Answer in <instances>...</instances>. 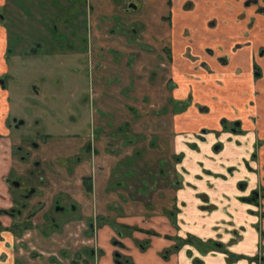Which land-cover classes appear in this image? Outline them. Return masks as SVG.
Segmentation results:
<instances>
[{"label":"flooded vegetation","instance_id":"obj_1","mask_svg":"<svg viewBox=\"0 0 264 264\" xmlns=\"http://www.w3.org/2000/svg\"><path fill=\"white\" fill-rule=\"evenodd\" d=\"M61 0H52V5L48 10L54 11L55 4H61ZM118 4H125V7L120 12L112 18L114 23V28L111 29V35L119 37V39L128 35V33L133 32L132 35L138 34L137 29H131L127 25V18L134 12L140 10V6L136 2L137 0H115ZM189 4L196 5L194 12H185V18L182 21L183 26L193 24L194 28L186 27L188 41L186 43V52L189 51L188 57L193 58H179L175 63L177 65L181 62L182 68V80L181 84L175 83L171 85V96L168 99L169 104L173 105L172 110L168 107H164L161 111V115L169 117L168 119L177 120V122H193V126L188 130H178L174 133V136L170 139L171 144L174 148V153L169 154V158L158 160L157 166L159 167V175L162 181L157 179V176L152 172L145 163L153 164L155 160H143L141 149H135L133 153H129L127 156L112 155L107 157V161L114 163V166H109L106 164L103 168L102 173L95 170L93 166V171H89V176L80 177V188L77 193H73L71 188L59 187V180L63 178L67 183H71L74 176L77 174L76 170L83 166L85 169L89 168L87 160L91 157L93 159L99 154V151L95 149V145L98 142V138L102 139V134L105 132L104 136H107V127L115 131L112 133V138L106 143H116L117 146H133L134 143H145V138L143 135L137 136L132 132L134 128V121L140 116L139 112L134 107H128L126 110L131 114L132 121L117 120L116 116L122 113L123 107H114L110 105L109 101L115 100V94H124L128 96V100L134 101L136 82L129 79L125 83L123 76V64L121 52L118 50L114 51L109 49L108 52L112 54L114 60L110 63L103 60V58H95L90 53L89 43L91 42V35L96 36L99 32L97 27H92L91 16L92 8L94 7L92 0H69V3H73L77 9L80 10L78 15L71 16L70 19H66L64 23V31L60 32L57 26H46L42 24L39 30L54 29L49 35L51 43L55 41L62 40L65 46H61L55 51H51L46 57L49 59H60L66 60L70 59V56L74 61L79 62L83 60L84 56H87L90 60H96L100 63L103 68L101 75V93L103 94L99 99V104L97 105L96 111L94 110L93 123L102 122V125L92 128L95 134L92 138L85 141L80 149L77 156H68L66 158L58 157L55 159L56 167L63 168V173L69 176H64L62 173H57L55 171L46 167V164L41 163V145L37 143L42 141V143H49L50 141L58 142V138H51V135H46L48 133L39 128L33 133L24 134L20 140V145L15 147L14 140L12 138L15 132L22 133V129H31L27 118L16 117L13 114V93L17 91L18 86L15 81V74L17 71L13 70V60L15 58L16 52L20 51L21 60L20 65L23 61L31 60L43 61L41 58L45 56L42 48L44 42L41 40L33 41L31 44H22L19 40V45L14 49L11 46L10 34L12 30L14 31L15 23L17 20L26 19L28 16H33L32 8L36 7V13L38 14V20L44 19L43 17V6L42 0H8L9 5H0V104L5 105L6 109V134H0V140L5 139L6 144L10 147L11 157L14 162L13 172L8 178L5 179L7 186L9 187L13 200V207L9 210H0V218L5 217L12 221L10 227H5L3 222L0 220V233L7 231L12 234L24 238V234L31 230H37L45 238L52 239L53 237H58L63 239L64 247L62 249L63 255H53V253H47L43 249L46 247L44 245L40 246L38 249L45 252H37L36 249L30 251L32 253H40L43 256H49V260L53 264H93L90 260L94 249V241L88 239L90 233L94 235L95 229L103 226L104 223H108L114 229V231L119 236V239L126 237H131L134 232L145 233L149 236H158L155 231H147L141 229L137 226H128L119 224L116 222L117 216L121 214L130 215H143L146 220H149V216L152 213L162 214L167 216L172 225L178 228L177 219L179 210L176 205L175 191L181 185L180 184V173L178 172V166L182 163L183 158L186 153L183 151L187 148L191 151L203 152L205 151L207 145L211 146V151L216 154L225 148V144H230L234 140V137L246 136L247 130L244 129V124L248 121L253 125L259 122L260 115L254 111V107L258 106L259 98L261 97L260 92L257 88V83L263 77V68L258 64L256 60L264 58V46L261 47L258 54L253 57V63L251 65L252 70V82L251 90L247 92L245 89L243 94L244 108L247 110L246 118L239 115V111L235 107H231L234 111L236 118H231L229 115H222L219 117L214 111V107H219L216 104L220 102L223 106L220 107L227 110L228 101L227 99L220 100L218 96H213L214 91L223 90L217 94L222 96H227L230 94V89L232 90V84L228 83L227 77L222 71H217L213 68V63H217L223 68L228 67L233 60V57L240 51H245L247 48L252 46L251 35L252 31L257 25V20L259 16H264V0H187ZM256 1V2H255ZM25 2L26 4H22ZM255 2L253 5L250 3ZM89 3V4H88ZM30 5V8H28ZM21 8V18H16L15 16H20L15 10H11V7ZM45 6V5H44ZM257 7L256 9L254 8ZM53 8V10H52ZM253 14L250 20L245 24V30L242 33L244 39L243 42L234 44L227 48L228 44L224 42V45H217L214 42L213 32L217 31L220 27H227L230 25L229 18L234 17L236 24H241L244 19L247 20L249 17L248 13ZM29 14V15H27ZM256 15V16H255ZM11 16L12 18H8ZM170 20L175 19L173 26L179 28V24H175L178 21V15H172ZM77 23L78 26L73 28V23ZM212 24L215 27H212ZM190 28V29H188ZM44 32L43 35H46ZM48 40V39H47ZM66 47V48H65ZM198 47H201L198 50ZM19 49V50H18ZM89 51V52H88ZM64 53V54H62ZM174 56H180L176 54L175 50L173 52ZM70 55V56H65ZM118 55V58L116 57ZM120 56V58H119ZM172 59V57H171ZM174 60V58H173ZM46 61V60H44ZM179 61V62H177ZM202 65H208L207 68H203ZM22 67V65H21ZM12 68V72H11ZM128 68V67H127ZM131 71V67L128 68ZM240 71V70H239ZM133 72V71H132ZM225 76V77H224ZM14 82L17 86L14 90L11 89L10 83ZM183 84V85H182ZM138 88V87H137ZM31 88H29L30 90ZM58 89V87L53 86L52 90ZM28 90V92H29ZM61 91V90H59ZM146 91L143 94V98L146 97ZM33 93L37 95L43 94L41 88L34 86ZM139 92V91H138ZM141 92V91H140ZM238 92L233 89L232 95ZM243 92V90L241 91ZM127 93V94H126ZM133 93V95H131ZM142 93V92H141ZM147 93H150L148 91ZM225 94V95H224ZM136 99V98H135ZM29 100V98H27ZM30 105V107H38L35 100L31 102H25ZM200 107V108H197ZM1 107V105H0ZM79 108L78 106H72V108ZM20 108V107H19ZM75 112V110H72ZM25 114L27 115L26 111ZM80 118L83 117L82 111H80ZM77 118L71 116V122L73 124L77 122ZM76 121V122H75ZM40 122V121H39ZM37 122V125H39ZM59 123V122H58ZM62 124V123H61ZM180 126V125H179ZM178 126V127H179ZM87 127H83L80 131V136L83 138L86 136ZM134 130V129H133ZM172 135V132H171ZM139 137V138H138ZM97 138V139H96ZM86 139V138H84ZM136 139V140H135ZM160 140V138H159ZM148 154L150 155V150L152 149L151 141L148 142ZM182 151V152H179ZM1 152V147H0ZM17 154L19 159L23 164H26L25 169L20 171L17 166H15V161L17 162ZM257 154L253 153L252 158L256 157ZM65 159V160H63ZM173 162V163H172ZM166 163H169L170 170L166 172ZM172 163V164H171ZM173 165H175L173 167ZM246 165L249 167L248 162ZM20 168L21 165L19 163ZM28 166V167H27ZM54 168V167H53ZM90 170V168L88 169ZM120 171L121 181L114 182L113 175ZM72 176V177H71ZM70 181H67V180ZM166 179H170V186L163 184ZM176 180L178 187L175 188L174 197L170 200L167 198L165 193L171 189L172 181ZM160 183V184H159ZM162 185V186H161ZM166 186V187H165ZM175 187V186H174ZM239 187L247 188V183L240 182ZM245 190V189H244ZM106 199L111 201L110 211H113L111 217H102L101 214H94L92 216L85 215L84 211L86 205L84 202H91L94 198ZM264 200V191L253 190L248 196L242 197L241 201L243 203L253 205L255 207H261L262 201ZM121 205L123 207L130 206V209H125L123 211L116 210L117 206ZM36 212L35 217L28 219L25 216L27 211ZM116 210V211H115ZM95 212V210L93 209ZM94 217V219H92ZM78 223H84L85 227H88L89 231L86 229L80 230L78 234V228H81ZM97 224V226H96ZM115 227L118 229H115ZM78 235V237H76ZM87 237V238H85ZM32 239V237H30ZM80 238V239H79ZM176 238V237H175ZM178 243L171 250L166 251V253H171L172 251H180L183 246H191L196 248L202 255H207L212 252L229 254L228 249L225 244L220 243L215 240L204 241L194 235L189 234L186 239L176 238ZM189 240V243L187 242ZM25 243V242H24ZM76 244L81 252L76 258L70 255L71 258L66 257L68 251H71L69 244ZM112 244L115 247H120L125 250L127 247L119 241L117 238L114 239ZM150 241H144L139 243V248L142 251H146L150 246ZM31 249V243L27 246ZM191 255V252H189ZM36 255V256H37ZM119 255V256H117ZM41 257V256H39ZM68 258V259H67ZM249 261L256 264H263V255H256L255 257L248 258ZM82 261V263H81ZM57 262V263H56ZM195 264H203L199 259H195ZM116 264H134L131 259L122 255L121 253L115 254Z\"/></svg>","mask_w":264,"mask_h":264},{"label":"rangeland","instance_id":"obj_2","mask_svg":"<svg viewBox=\"0 0 264 264\" xmlns=\"http://www.w3.org/2000/svg\"><path fill=\"white\" fill-rule=\"evenodd\" d=\"M92 1H94V7L91 12V24L92 27H97L99 32H97L95 37L91 35L92 39L89 43L88 50H90L93 57L103 58V60L108 63L114 60V58H111L113 56L108 50H118V52L122 54L121 58L120 56L119 58L122 60L120 62L123 64L125 74L123 78L125 83L128 81L129 84V79L136 82V87L134 89L137 94L135 95L136 99L134 98V101L130 102L128 100L129 95L125 96L120 93L115 94L114 98L121 104L115 102V100L109 101V104L117 108H121L118 106L121 105L123 107L122 113L116 116V118H119L117 120L122 119L129 122L132 121V116L126 109L128 107H134L139 112L140 116L134 121V130L132 129V132L137 136L143 135L147 142L134 143L133 146L127 147L117 146L116 143H106L104 142L105 138L107 141H110L112 138L111 135L115 131V127L113 129L107 127V136H104V132L101 136L102 139L98 138V142L95 145V149L99 151V154H97L94 159L91 157L87 160L90 170H88L89 168L85 169V167L80 166L76 170V172H78L71 183H67L63 178H60L58 186L68 189L71 188L73 193H77L81 184V176L88 177V172L91 170L93 171L94 168L97 172L102 173L106 164L114 166L113 162L106 160L107 157L116 154L119 155L118 157H124L129 155V153H133L135 149H141L143 160L147 158H150L149 160H151V162L155 160L152 165L145 162L144 164L146 168L149 166V169L156 174L157 179L159 178V180L162 181L159 175V167L157 166L158 160H160V158L168 159L169 154L174 153V148L170 139L174 136L173 132L179 130L178 126L181 122H177L173 117H171V120L168 119L169 117L161 115V111L164 107H168L169 110H172L173 105H170L168 102L172 91L170 87L175 83L181 84L182 63L184 61L181 62L180 65H177V63H175L176 60H180L179 58H191L188 57L191 53L185 50L187 46L186 43L189 39L186 27H194L193 24L185 27L181 23L185 18L184 11L194 12L196 5L189 4L187 0H137L136 2L140 6V10L128 16L127 25L131 29H137L138 34L132 35L133 32L130 31L127 36L119 39V37L111 35V29L114 28L112 18L116 14H120L125 4H118L115 0ZM60 2L61 4L58 5L55 4L56 2H53L55 5L54 13V11L48 10L52 5V0H42V3L45 5L42 6L45 9L42 11L44 19L41 20V23L36 13V3V7L32 8L33 16H28L26 19H21L20 21L17 20L15 23V27L17 28H15L14 31L12 30L9 35L13 49L19 45V40L22 41V44H31L33 41H39L43 38L41 42H44L42 50L45 54V56L41 57L43 59L42 62H37L35 59L31 60V62L25 60L21 64L22 67L20 65V51H17L15 54L13 60L14 66L12 68L14 71H17L15 74V81L17 82L18 89L12 96L13 114L16 113L15 116L18 118H27L31 129L23 128L21 131L22 133L15 132L12 138L16 147L20 145L22 137L26 136L24 134H30V132L33 133L37 129L43 128V130L48 133L46 135H51V138H58L59 141H50L49 143H42L40 140L39 142L37 141L42 147L40 150L42 155V157H40L41 163L46 164L45 168H52V170L57 173L69 176L63 173V168L56 167L57 164H55V159L58 157L66 158L68 156H77L81 145L95 134V131L92 132V123L94 120V110L96 111L99 99L103 95L100 87V74L103 68L96 60H90L87 57L88 55L84 56L83 60L80 62L78 60L74 61L70 55H65L70 56V59L64 63L62 61L66 60V57L63 60L58 58L49 59V57H46L49 52L55 51V49H59L61 46H65V43L62 40L51 43L52 41L47 34L54 29L48 28L45 32L44 30H39V27H41L42 24L48 27L57 26L58 30L62 32L64 31L66 19H70L71 16L82 13L72 2L69 3V0H61ZM255 2L249 5H253ZM22 4L26 3L23 2ZM28 8H30V5ZM172 15H178L179 19L175 24H179V28L173 26L172 21L174 22L175 19H169ZM72 23L71 21L70 24ZM72 25L73 28L78 26L77 23H73ZM212 27H215V25L212 24ZM44 32L46 35H43ZM200 49L201 47H198V50ZM174 50L176 54H180L179 57L174 56ZM116 57L118 58V55H116ZM191 60H193V58H191ZM127 67H131L132 70L129 71ZM202 67L207 68L208 65H202ZM10 85L12 90L17 87L14 82H11ZM34 86L41 88L43 94L37 95L33 93L32 90ZM53 86L58 87V89L52 90ZM29 88L31 89L29 90ZM146 89L150 91V93H147V91L146 98L142 99ZM131 95H133V93H131ZM27 98H29V100H27ZM31 100H35L38 107H30L29 104L25 103H30ZM79 102V108H72L74 105L78 106ZM197 108L200 107L197 106ZM72 110H75V112ZM80 111H82V118H80L79 115ZM71 116L79 120H77V122L75 121L76 123L73 124V121L71 122ZM37 122H39V125H37ZM98 123L99 122L93 123V127L96 128L102 125V122L99 125ZM83 127L89 129L86 130V136L84 137L86 139L79 135ZM149 141H151L153 149L150 150V155L147 151ZM16 158L17 162L15 161V166H17L20 171H23L22 169H25L26 164L20 161L18 154ZM19 163L21 168L18 166ZM93 166L95 167L93 168ZM174 166L175 165H173V167ZM165 169L166 172H169V163H166ZM67 181L70 180L68 179ZM113 181H121L120 171L113 175ZM172 182L171 189L165 193L170 200L174 197L173 191L178 187L175 179ZM163 184L170 186V179H166V182L163 181ZM32 212L31 210L27 211L25 216H27L28 219L35 217L36 212ZM92 219H94V217H92ZM83 229L87 230L88 227L82 226L78 228V234L80 230ZM87 231H89V229Z\"/></svg>","mask_w":264,"mask_h":264},{"label":"crops","instance_id":"obj_3","mask_svg":"<svg viewBox=\"0 0 264 264\" xmlns=\"http://www.w3.org/2000/svg\"><path fill=\"white\" fill-rule=\"evenodd\" d=\"M0 5L5 7L9 2L0 0ZM11 10H15L20 15L15 16L16 18H21V8L12 6L9 11ZM250 12L248 19H244L241 24H236L235 18L231 17L229 26L220 27L213 32L215 44L224 45L226 42L227 48H230L234 44L243 42L242 33L245 24L253 16V10ZM251 41L252 46L238 52L228 67L223 68L213 63V68L224 72L228 83L232 84V90L230 89V94L227 96L217 94L223 90L214 91L212 94L218 96L220 100L223 98L228 101L227 110L220 108L223 106L220 102L216 104L219 107H214L219 117L229 115L231 118H236L231 107H235L239 115L244 118L248 114L241 99L244 92L251 90L253 57L264 46V16L258 17ZM256 61L264 72V58ZM256 85L261 97L254 111L260 115V119L256 125L248 121L244 124L248 135L234 137L230 144H225V148L223 147V150L216 154L211 151L210 145H207L202 153L183 149L186 156L178 166L181 185L175 191L179 210L178 228H175L168 217L162 214L152 213L149 220L140 214L118 215L117 223L155 231L158 236L134 232L131 237L125 236L120 240L111 225L104 223L103 226L95 229L93 236L88 233L90 235L88 239H92L95 243V251L90 257L93 264H116V253L131 259L134 264H195V259H200L203 264H256L248 258L261 254L264 257V200L260 208L241 201L242 197L248 196L253 190L264 191V73ZM233 89L238 92L232 95ZM0 105V134L5 135L6 109L4 104ZM181 124L188 130L194 125L193 122L182 121L179 130H185ZM0 147V210H9L13 207V200L5 179L13 172L14 162L5 139L0 140ZM253 153L257 154L254 158H252ZM242 181L247 183V188L239 187ZM110 203L108 198L97 200L96 197L91 202H84L86 205L84 213L87 216L99 213L102 217H111L113 211H110V207L112 208L113 203L111 206ZM124 208L128 210L130 206L119 205L116 210L123 211ZM0 220L6 228L12 224L8 218L1 217ZM78 225L82 227L84 223ZM189 234L204 241L212 239L223 243L229 254L212 252L202 255L191 246H183L180 251L166 253L176 246L178 243L176 238L186 239ZM24 235V238H21L7 231L0 233V264H53L49 260L50 254L40 255V253L46 255L38 249L42 245L46 246L43 250L47 253L63 255L62 249L65 245L63 239L58 237L47 239L35 229L27 231ZM116 238L127 247L125 250L112 244ZM144 241L151 243L146 251L139 248V243ZM29 243L31 249L30 245L27 246ZM69 247L71 251H68L66 257L71 258L70 255H73L72 257L76 258L81 253L78 252L81 248L76 244L70 243ZM33 249L40 253L30 255Z\"/></svg>","mask_w":264,"mask_h":264},{"label":"trees","instance_id":"obj_4","mask_svg":"<svg viewBox=\"0 0 264 264\" xmlns=\"http://www.w3.org/2000/svg\"><path fill=\"white\" fill-rule=\"evenodd\" d=\"M115 229H117L116 227H115ZM118 230V229H117ZM187 242L189 243V240H187Z\"/></svg>","mask_w":264,"mask_h":264},{"label":"water","instance_id":"obj_5","mask_svg":"<svg viewBox=\"0 0 264 264\" xmlns=\"http://www.w3.org/2000/svg\"><path fill=\"white\" fill-rule=\"evenodd\" d=\"M117 256H119V255H117Z\"/></svg>","mask_w":264,"mask_h":264}]
</instances>
